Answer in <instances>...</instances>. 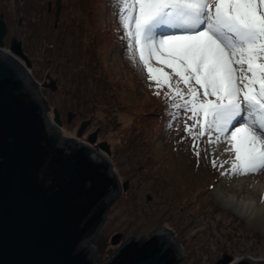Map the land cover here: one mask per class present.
Wrapping results in <instances>:
<instances>
[{
	"label": "rangeland",
	"instance_id": "1",
	"mask_svg": "<svg viewBox=\"0 0 264 264\" xmlns=\"http://www.w3.org/2000/svg\"><path fill=\"white\" fill-rule=\"evenodd\" d=\"M55 1L0 0V12L8 41L21 43L51 114L56 108L61 115V128L84 141L95 132L93 144L109 145L119 180L128 181L93 241L97 263L111 259L127 236L159 226L182 237L184 264H220L228 254L264 258V221L242 217L224 202L240 191L237 202L264 209V172L233 175L227 170L234 153L226 141L216 143L217 133L206 129L204 136L189 134L192 113L172 108L164 95L168 86L157 88L138 57L132 58L114 0H58L57 9ZM150 63L178 79L163 63ZM50 81L55 92L43 86ZM177 111L178 117L168 114ZM242 180L241 189L236 185ZM118 232L122 238L112 243Z\"/></svg>",
	"mask_w": 264,
	"mask_h": 264
},
{
	"label": "water",
	"instance_id": "2",
	"mask_svg": "<svg viewBox=\"0 0 264 264\" xmlns=\"http://www.w3.org/2000/svg\"><path fill=\"white\" fill-rule=\"evenodd\" d=\"M4 32L0 18V264H184L182 237L165 226L127 236L111 259L97 263L93 241L128 182L119 180L104 142L95 146L94 134L84 141L61 128L19 59L28 64L19 43L12 38L10 52L2 49ZM219 262L264 258L226 255Z\"/></svg>",
	"mask_w": 264,
	"mask_h": 264
},
{
	"label": "snow or ice",
	"instance_id": "3",
	"mask_svg": "<svg viewBox=\"0 0 264 264\" xmlns=\"http://www.w3.org/2000/svg\"><path fill=\"white\" fill-rule=\"evenodd\" d=\"M114 4L132 58L138 57L157 88L168 86L164 95L173 101L172 108L192 113L189 119L195 122L186 129L189 134L204 136L206 129L218 134L216 143L226 141V150L234 153L227 170L233 175L264 172V0ZM153 59L178 79L172 81L167 72L154 69Z\"/></svg>",
	"mask_w": 264,
	"mask_h": 264
},
{
	"label": "bare ground",
	"instance_id": "4",
	"mask_svg": "<svg viewBox=\"0 0 264 264\" xmlns=\"http://www.w3.org/2000/svg\"><path fill=\"white\" fill-rule=\"evenodd\" d=\"M256 176H257V174L254 176V178L258 179V178H256ZM244 185H245V181L242 180V181L238 182L236 186L240 187L242 189V188H244L243 187ZM239 192L238 191L235 192V193H237L236 197L239 196L238 195V194H240ZM236 197H235V200L233 198H231L230 200L229 199L224 200V202L226 204H228L229 207H232V209L235 212H237L239 215H241L242 217H247V216L250 217L251 215H254L253 220L264 221V209L254 210L255 206H251L250 203H246L245 200H243L241 202H237ZM244 257L250 258L249 256H246V255ZM261 258H263V257H261ZM261 258H256V259H261ZM234 260H236V259H234Z\"/></svg>",
	"mask_w": 264,
	"mask_h": 264
},
{
	"label": "flooded vegetation",
	"instance_id": "5",
	"mask_svg": "<svg viewBox=\"0 0 264 264\" xmlns=\"http://www.w3.org/2000/svg\"><path fill=\"white\" fill-rule=\"evenodd\" d=\"M47 2H48V1H47ZM2 5H3V4H0V6H2ZM16 10H17V9H16ZM16 10H15V12H16ZM50 10H51V7H50V4H49V2H48V3H47V9H46V11H49V12H50ZM17 12H18V11H17ZM49 12H48V13H49ZM23 17H24V15H19V16H18V22H19V23L21 22V20L23 19ZM0 18L3 20V22H4V27H5V32H4L3 36L1 37L2 40H3L2 49H5V50H7V51L10 52L11 40L8 41V38H7V33H8L9 28H8V26H7V22H6L5 18H4L3 10L0 12ZM19 43H20V42H19ZM20 45H21V43H20ZM20 49H21V51H22V53H23V55H24L25 53H24V51H23V49H22V46L20 47ZM21 61L23 62L24 65H26V66L28 67L29 61H28V64H26L25 60H21ZM43 86H44V85H43ZM45 87H46V86H45ZM53 92H55V91H53Z\"/></svg>",
	"mask_w": 264,
	"mask_h": 264
},
{
	"label": "clouds",
	"instance_id": "6",
	"mask_svg": "<svg viewBox=\"0 0 264 264\" xmlns=\"http://www.w3.org/2000/svg\"><path fill=\"white\" fill-rule=\"evenodd\" d=\"M253 258V257H252Z\"/></svg>",
	"mask_w": 264,
	"mask_h": 264
}]
</instances>
